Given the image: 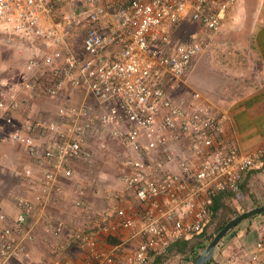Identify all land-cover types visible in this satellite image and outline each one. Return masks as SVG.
<instances>
[{"label":"built area","instance_id":"1","mask_svg":"<svg viewBox=\"0 0 264 264\" xmlns=\"http://www.w3.org/2000/svg\"><path fill=\"white\" fill-rule=\"evenodd\" d=\"M62 2L0 0V34L30 53L20 74L5 80L9 92L0 93V117L12 128L11 139L43 168L40 203L60 190L61 178L73 176V162L95 161L108 148L104 139L128 145L119 175L127 193L108 230L139 237L126 264H152L174 242L204 233L215 196L238 191L247 173L264 167V142L243 150L227 136L219 140L220 117L195 103L196 92L183 93L186 74L208 43L177 40L178 28L196 22L216 33L238 0H79L61 11ZM74 90L84 96L71 102ZM22 91L27 96L21 98ZM42 94L58 101V109L27 113L18 123L13 112L27 111ZM185 135L192 137L190 157L179 158L178 169H164L176 159L172 141ZM25 176L33 177L32 168ZM10 196L19 211L1 231L0 264L22 258L25 242L34 238L28 218L37 201L17 192ZM65 228L51 222L45 230L60 236ZM71 231L88 264L116 263L93 232ZM250 257L260 260L258 252Z\"/></svg>","mask_w":264,"mask_h":264},{"label":"crops","instance_id":"2","mask_svg":"<svg viewBox=\"0 0 264 264\" xmlns=\"http://www.w3.org/2000/svg\"><path fill=\"white\" fill-rule=\"evenodd\" d=\"M236 6L235 4L230 8L226 18L237 9ZM252 17L251 42L230 47V44L227 45L221 41L218 50L224 64L220 61L214 62V57H212L214 53H207V51L212 49L210 46L209 50L203 51L194 59L192 66L186 74L187 83L183 89V93L198 92V95L202 94L201 96H205V105L202 106L211 107V111L221 119V125L224 130L222 132L229 134L228 137H233L243 150H249L264 142V9L256 12ZM191 23L194 24V22L187 24ZM16 44L18 45L17 50L14 56L10 57L11 61L9 63L10 65H15V62L19 64L18 74L11 73L9 74L10 77L20 74L25 67L26 58L30 55L26 47L17 42ZM214 47L216 48V45ZM18 48L19 54H16ZM241 48L246 49V52L242 51L243 54H239V57L241 59L246 58V61L255 67L250 68L252 75L248 71L246 76L250 75V77L244 78L247 80L243 84L240 82L241 78H239V75L246 69L242 70V67L237 66L236 68V66L233 67L228 63L229 55H231L228 50H239ZM21 50L23 53H21ZM18 55H20V58L24 57L22 60L20 59L21 63L18 61ZM243 55H245V58ZM14 57L18 59H14ZM204 60H209L214 68L212 69L214 75L212 77L208 75L207 77L206 91L201 90L191 78V75H194L196 72V65ZM226 61L227 63H225ZM222 66L224 67L223 71L232 66L230 71L232 70L231 73L234 72V74L224 72L223 75ZM240 66L242 65L240 64ZM218 67L219 71L221 70L219 73L217 71ZM25 95L27 96L26 92L22 91L20 97L23 98ZM39 97L36 102H31L27 111L13 112L18 123L22 124L28 114L34 117L41 115L43 112H48L49 110L56 111L58 109L59 103L58 101L55 102L53 97L46 94H42ZM80 98H82V91L74 90L71 92V101H78ZM141 140L143 142L147 139L145 136H142ZM181 140L184 141H172L170 149L176 153V159L173 162L164 164V169H178L179 158L190 157L192 137L185 135ZM121 147L124 148V146ZM24 148L26 149V147ZM128 148L130 149L129 146ZM99 154L97 158H99ZM100 157L103 158L101 155ZM32 163L35 165L28 155L24 157L23 162H20V167H30ZM22 174L25 176V170ZM245 178L247 179V177ZM106 184L102 181V184L99 186L91 185V187L85 189L79 186L74 187L72 180L63 177L60 180V190H55L53 194L46 195L44 203H40L37 200V197L43 194L44 187L41 180L27 178V182L10 187L7 192L0 185L5 192L0 196V234L5 227L9 226L16 219L19 211L15 201L10 196L11 192H17L26 198L37 201L36 210L28 218L34 238L25 242L24 256L20 259L12 260L9 264H46L53 263L54 261H59L60 264H88L89 258L84 255V247L69 234L73 231L65 232L61 236L50 234L45 228L51 222L69 224L71 228L69 226L68 228L70 230L87 229L88 232H93L103 246L110 250L116 259L115 264H126L127 260L134 255L138 247L139 237L133 236L130 231L121 230L116 234L120 239L119 242L117 241V244L107 239L108 233L111 232L108 230V224L113 219H116V207L121 201H125L127 192L123 187L122 189H115L108 185L106 188L102 186ZM80 198L86 201V207L77 206L76 202ZM100 214H103V217L106 216L107 220L103 217L101 218ZM262 216L260 215L256 219H248L235 230H230L222 239L223 242L221 240L217 246L213 257L215 261L211 264H216L219 260L221 264H260L264 260V246H259V242L264 244V223H262L264 218H261ZM255 252L259 253V262H254L250 257Z\"/></svg>","mask_w":264,"mask_h":264},{"label":"rangeland","instance_id":"3","mask_svg":"<svg viewBox=\"0 0 264 264\" xmlns=\"http://www.w3.org/2000/svg\"><path fill=\"white\" fill-rule=\"evenodd\" d=\"M78 4H79V0H64V2L61 3L60 8L61 11L71 10L75 8L76 5ZM236 5H237L236 6L237 9L228 15L220 31L216 33L211 32L209 29L196 22L194 24L192 23L184 24V25L182 24V26L177 31L176 39L178 40V38L182 39L185 37L188 38L190 37L193 39H198L197 41H207L208 47L205 50H209L210 46L212 47V49L207 51V53L208 52L214 53V56L212 57H214L215 63L220 61L222 64H224L223 60H221L220 51L218 50L221 41H223L227 45L230 44L231 45L230 47H235L241 44H249V42H251L250 30H252L253 27V25H251V21L253 20L252 16H254L256 12L264 9V0H238ZM214 45H216V48L214 47ZM17 46L18 45L16 44V42H14L13 44L7 43L4 35L0 34V58H1L0 59L1 61L0 62V93L3 92L5 89L7 90V92H9L5 81L10 79L9 74L11 73L18 74L19 64L15 62L14 63L15 65H10L9 63V61H11L10 57L14 56V53L17 50ZM242 51L246 52V49L241 48L239 50L238 49L228 50V52L231 53V55H229L228 58V63H230L233 67L236 66L237 68V66H239L242 67V70L246 69L245 71H242V73H240L239 75L240 76L239 78H241L240 82L243 84L247 80L244 78L250 77V75L246 76L248 71L252 75V70L250 71V68L253 67L254 65L252 66L250 63L246 61L245 55H243L245 59H241V57H239L240 56L239 54H243ZM16 54H19V48ZM18 58H19L18 61L21 63L20 59L22 60V58L24 57L20 58V55H18ZM18 58L14 57V59H18ZM225 63H227V61ZM240 64L242 66H240ZM223 68L224 67L222 66L221 70L223 75L224 72L225 73L232 72V70L230 71L231 68L225 67L226 68L225 71H223ZM212 69L214 68L213 65L210 63V61L204 60L203 62H200L198 65H196V72L194 75H191L192 76L191 78L193 79L195 84L199 86L200 89L203 91H206V87H207L206 81L208 75H210L211 77L214 75L212 73ZM221 70L219 71V67L217 68L218 73L221 72ZM231 74H234V72ZM199 92L202 93L201 91ZM201 95H198V97L196 98L195 103H197V105H205L204 103V101H206V99H204L205 96L203 97ZM83 96L84 95L82 92V97ZM39 98L33 99V101L36 102ZM67 98L70 100L69 96ZM71 102H76V101H71ZM97 108L99 107L97 106ZM1 114L2 112H0V115ZM103 141H108V148L102 150L101 154H99V158H97L95 161L87 162L84 160H78L73 162V167L75 169V172L73 176L68 180H72L74 182V187L79 186L88 189V187H91V185L99 186L102 184V181H104L105 184L107 183L106 185H102L105 188L107 185L112 186L115 189L117 188L122 189V187L124 188L123 183L119 179V175L124 167L123 157H125L126 154L129 153L130 149L122 141L118 142L117 140H110V139L109 140L104 139ZM121 146H124V148H122ZM24 147L21 144H18L11 139V127L7 125L4 118L0 117V161H1L0 185L3 186L6 192L8 189H10V187H14L19 183L27 182L28 177L26 178V176L22 174V172L27 168L31 167L33 170V177L30 179L32 180L38 179L39 181L42 180L43 174H42V166L40 164L34 162L35 165L32 163L30 167H26V166L20 167V162H23L24 157L28 156L26 153V149ZM100 155L103 158H101ZM91 170L92 171L94 170V172H92ZM258 171L259 172L254 173L249 178L248 187L252 192L253 191L255 192V196H257L259 202L263 203L264 202V167ZM4 190L2 189L3 194L5 193ZM245 200L248 206L251 205L250 208L255 207L252 198L247 197V199ZM237 203L238 201H235L234 206L235 205L238 206ZM261 215H263L261 218H264V214ZM258 216L260 215L258 214L252 219L254 218L256 219ZM245 221H243V223H245ZM243 223L241 222L240 225ZM262 223H264V219ZM166 257L167 259L164 262V264H188L186 257L180 253L168 252V254H166ZM216 264H221V261L219 260V262Z\"/></svg>","mask_w":264,"mask_h":264},{"label":"trees","instance_id":"4","mask_svg":"<svg viewBox=\"0 0 264 264\" xmlns=\"http://www.w3.org/2000/svg\"><path fill=\"white\" fill-rule=\"evenodd\" d=\"M188 38V37H187ZM229 134H226L224 132H221V136H219V140H223L224 138L227 139ZM227 136V137H226ZM230 140H233V137H228ZM259 169L250 171L249 173L246 174L245 177L247 179H243L241 188L238 191H221L219 194H217L214 198V203L211 206L212 209V218L209 226L206 228L204 233L195 236L192 240L190 241H177L172 244V246L169 249V253H180L184 255L188 261V264H192L203 252V250L208 246V244L212 241L214 236L235 216L239 215L243 211L248 210L251 205L246 204L247 197L252 198V201L254 203V206H260L263 205L264 202H259L257 196H255V192L251 191L249 186V178L254 174L257 173ZM27 178V177H26ZM30 179V178H28ZM238 201V206H234V202ZM242 203V204H240ZM242 205V206H241ZM264 214V213H261ZM259 214V215H261ZM101 218L103 217V214H100ZM258 215V214H257ZM253 215L250 218H247L245 220H251L253 217L257 216ZM106 217V216H105ZM243 220V221H245ZM242 221V223H243ZM241 223V222H240ZM238 223L235 227H233L232 230H235L236 227L240 225ZM70 227V225L68 224ZM71 228V227H70ZM87 231V229H85ZM65 232H71L69 228H65L63 234ZM230 232V231H229ZM116 234L118 233H113L110 232L108 233L107 239L109 241H112V243L117 244L120 239L119 236ZM60 235V236H61ZM119 239V240H118ZM78 243H81L79 240H76ZM118 241V242H117ZM84 249V248H83ZM85 251V254H84ZM83 251V254L86 255L87 252L86 250ZM115 259V258H114ZM167 257L166 255H157L152 264H164L166 261ZM116 260V259H115ZM215 261V258H213L211 261H209L207 264H211ZM264 260L260 262L262 264Z\"/></svg>","mask_w":264,"mask_h":264},{"label":"water","instance_id":"5","mask_svg":"<svg viewBox=\"0 0 264 264\" xmlns=\"http://www.w3.org/2000/svg\"><path fill=\"white\" fill-rule=\"evenodd\" d=\"M264 213V204L256 207H252L246 211H243L239 215L232 218L212 239L208 246L203 250L201 255L192 264H207L214 257L215 251L221 240L226 234L243 220L250 218L253 215Z\"/></svg>","mask_w":264,"mask_h":264},{"label":"clouds","instance_id":"6","mask_svg":"<svg viewBox=\"0 0 264 264\" xmlns=\"http://www.w3.org/2000/svg\"><path fill=\"white\" fill-rule=\"evenodd\" d=\"M262 169V168H261ZM261 169H259V170H261ZM78 206V205H77ZM82 207H85V206H82ZM261 214V213H260ZM181 241V240H180ZM183 241V240H182ZM185 241V240H184ZM213 259V258H212Z\"/></svg>","mask_w":264,"mask_h":264}]
</instances>
